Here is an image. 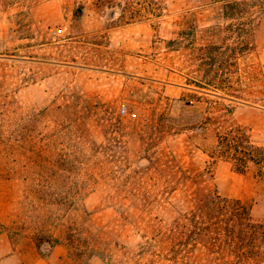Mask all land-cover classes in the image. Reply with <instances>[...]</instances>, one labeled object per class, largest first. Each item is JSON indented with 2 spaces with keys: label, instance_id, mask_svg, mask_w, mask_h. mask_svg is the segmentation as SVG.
<instances>
[{
  "label": "rangeland",
  "instance_id": "obj_1",
  "mask_svg": "<svg viewBox=\"0 0 264 264\" xmlns=\"http://www.w3.org/2000/svg\"><path fill=\"white\" fill-rule=\"evenodd\" d=\"M213 1L166 0L161 18L118 27L93 0L0 7V234L15 264H176L155 237L212 190L264 217L255 168L208 155L215 120L264 145V14L246 59L260 79L235 86L253 102L207 95L189 82L203 68L188 34L209 40ZM41 236L56 241L46 258Z\"/></svg>",
  "mask_w": 264,
  "mask_h": 264
},
{
  "label": "trees",
  "instance_id": "obj_2",
  "mask_svg": "<svg viewBox=\"0 0 264 264\" xmlns=\"http://www.w3.org/2000/svg\"><path fill=\"white\" fill-rule=\"evenodd\" d=\"M19 1L0 0V7ZM93 4L105 9L112 27L156 20L167 9L166 0H93ZM213 5L217 6L215 22L203 28L209 40L195 45L194 24L188 34L193 59L203 68L201 75L189 82L207 95L253 102L235 86L247 78L260 79V73L246 59L255 52L253 32L264 14V0H214ZM75 13L80 15L81 11ZM183 33L179 31L170 42L179 46ZM228 111L232 113V108ZM214 122L219 127L209 157L228 162L237 174H244L252 166L255 176L264 182V145L255 144L247 130L232 121L228 125H221L226 120ZM155 238L159 256L176 264H264V217L254 216L249 202L222 196L215 190L196 195L192 208L179 214ZM55 245L51 237L41 236L36 250L46 258ZM89 260L86 257L79 264H91Z\"/></svg>",
  "mask_w": 264,
  "mask_h": 264
},
{
  "label": "crops",
  "instance_id": "obj_3",
  "mask_svg": "<svg viewBox=\"0 0 264 264\" xmlns=\"http://www.w3.org/2000/svg\"><path fill=\"white\" fill-rule=\"evenodd\" d=\"M19 256L17 249L10 244L8 237L0 234V264H15Z\"/></svg>",
  "mask_w": 264,
  "mask_h": 264
},
{
  "label": "built area",
  "instance_id": "obj_4",
  "mask_svg": "<svg viewBox=\"0 0 264 264\" xmlns=\"http://www.w3.org/2000/svg\"><path fill=\"white\" fill-rule=\"evenodd\" d=\"M53 33L55 34L56 32L54 31ZM121 113H125V108L121 109Z\"/></svg>",
  "mask_w": 264,
  "mask_h": 264
}]
</instances>
